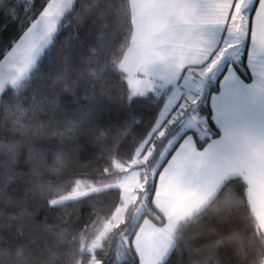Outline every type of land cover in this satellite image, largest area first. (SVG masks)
Returning a JSON list of instances; mask_svg holds the SVG:
<instances>
[{"label":"trees","instance_id":"trees-1","mask_svg":"<svg viewBox=\"0 0 264 264\" xmlns=\"http://www.w3.org/2000/svg\"><path fill=\"white\" fill-rule=\"evenodd\" d=\"M48 1L0 0V61ZM257 1L249 11L241 56L229 62L246 82L251 80L245 58ZM131 34L129 0H72L27 74L0 90V264H36V257L44 264H138L132 238L141 220L164 224L151 204L160 169L185 135L194 137L198 149L219 135L209 98L228 63L198 99L208 134L200 138L193 129L179 134L150 176L190 107L169 122L178 103L162 124L164 133L156 136L152 129L171 87L131 94L119 67ZM36 126L42 133L34 137L28 129ZM148 137L151 156L130 165ZM127 168L143 169L139 176L146 179L145 188L137 190L122 221L90 253L86 247L116 210L120 189L107 186L62 203L50 201L70 192L78 180L111 185ZM144 191L145 206L134 221ZM260 230L245 180L227 177L199 212L178 223L172 249L159 264H259L264 257Z\"/></svg>","mask_w":264,"mask_h":264},{"label":"crops","instance_id":"crops-1","mask_svg":"<svg viewBox=\"0 0 264 264\" xmlns=\"http://www.w3.org/2000/svg\"><path fill=\"white\" fill-rule=\"evenodd\" d=\"M246 1L235 8L236 0H129L132 34L119 64L129 89L128 80L146 92L171 87L153 129L168 120L172 109L181 103L195 78L193 73L216 64L230 33V18L239 22L235 12L239 9L241 14ZM259 56H264V0L257 1L250 22L245 64L251 80L244 81L226 62L218 91L209 98L211 120L219 135L201 149L191 134L185 135L160 169L151 204L164 217V224L141 220L132 238L138 264L161 263L172 249V234L178 223L199 212L222 181L233 175L245 180L249 203L264 230V206L261 214H256L258 206H254L249 185L254 184V168L249 166V154L239 147V139L254 137V122L264 115V59H254ZM8 61L13 62L11 65L17 61L19 66L26 64V58L16 55L12 47L0 61V90L10 83H3Z\"/></svg>","mask_w":264,"mask_h":264},{"label":"rangeland","instance_id":"rangeland-1","mask_svg":"<svg viewBox=\"0 0 264 264\" xmlns=\"http://www.w3.org/2000/svg\"><path fill=\"white\" fill-rule=\"evenodd\" d=\"M241 1L242 0H236L235 8L240 7ZM71 2L72 0L48 1L47 5L40 12V14L30 23V25L25 29L18 40L13 43V52L22 58H26V64L23 66H19L17 64L20 63L19 61H17L16 64L11 65L13 62L8 61L6 65L8 66V72L5 75L3 83L6 81H10L9 84L11 85L17 84L27 74L38 54L49 42L51 35L55 31V27L60 16L69 7ZM252 3L253 0H247L243 5L241 14L239 9L236 10L235 15L238 18L239 22L237 20L235 21V18H233V16L232 18H230V23L228 26V31L230 30V33L223 42V46L218 54L219 59L217 60L216 64H212L214 66L210 65L207 69H197L196 72L193 73V77L195 78H192L190 82V86L188 87L190 89H188V91L184 93L183 100L181 101L177 111L172 114V117L168 121L171 122L177 113L187 109V107H190V109L188 113H186L180 119L177 132H175L167 139L166 143L160 150L154 164L149 171L150 176H152L159 163L165 157L167 151L177 140L179 134L187 129L195 130L200 138H203L208 134L205 116L200 115L197 112L198 99L208 80L213 81L220 70L224 67V64L226 62L236 61L240 58L243 51L247 32L248 16ZM254 59L256 61H262V59H264V56H259ZM188 77L189 76L183 78L182 85L186 83ZM128 82L132 95H140L146 92L144 87H135L132 85L130 80H128ZM256 111L259 112L258 109H256ZM254 124V128L256 130L254 137L249 139H239V147L242 148L246 152V154H249V166L254 168L252 170V172L254 173L252 174L254 184L250 182L249 185L251 186V195L252 192H254L252 196L253 200L255 201L254 206H258L256 209V214H261V206H264V115H262L261 120H257L256 122H254ZM152 131L157 134L156 136H161L164 133L162 125L156 127L155 129H152ZM148 139L149 137L146 138L142 144H140L133 160L130 162V165L143 163L151 156L153 148L151 144L147 142ZM116 167L121 168V165L116 163ZM142 170V168H127L120 180L111 185L100 187L95 186L94 184L87 181L78 180L75 184V187L70 192L56 197L50 201V204L62 203L82 197L107 186H115L120 189V203L118 204L110 219L102 225L97 236L86 247V251L91 253L100 246L101 240L104 238L105 234L122 221L126 208L135 200L137 196V190H143L145 188L146 179L141 180L139 176ZM146 195V191L142 192L141 201L134 211V221L143 211ZM258 197L260 198V200H258Z\"/></svg>","mask_w":264,"mask_h":264},{"label":"clouds","instance_id":"clouds-1","mask_svg":"<svg viewBox=\"0 0 264 264\" xmlns=\"http://www.w3.org/2000/svg\"><path fill=\"white\" fill-rule=\"evenodd\" d=\"M28 130L31 131L32 136L36 137L42 133V126L29 127ZM257 236L260 240L261 245L264 246V230L258 231ZM17 251L20 252L23 251V249L18 248ZM35 259H36V264H44V262L40 259V257H36ZM259 264H264V257L260 259Z\"/></svg>","mask_w":264,"mask_h":264}]
</instances>
